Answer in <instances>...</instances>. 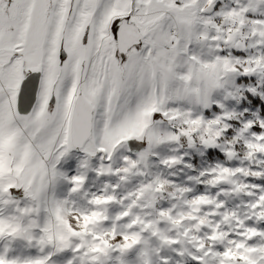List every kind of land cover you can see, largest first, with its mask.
Segmentation results:
<instances>
[{
    "label": "snow or ice",
    "instance_id": "6c2138e0",
    "mask_svg": "<svg viewBox=\"0 0 264 264\" xmlns=\"http://www.w3.org/2000/svg\"><path fill=\"white\" fill-rule=\"evenodd\" d=\"M0 264H264V0H0Z\"/></svg>",
    "mask_w": 264,
    "mask_h": 264
}]
</instances>
